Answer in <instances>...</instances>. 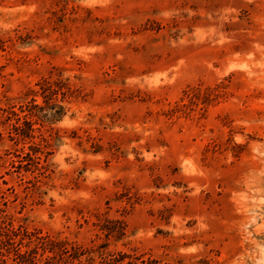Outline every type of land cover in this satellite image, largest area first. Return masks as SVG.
Wrapping results in <instances>:
<instances>
[{"label":"rangeland","instance_id":"rangeland-1","mask_svg":"<svg viewBox=\"0 0 264 264\" xmlns=\"http://www.w3.org/2000/svg\"><path fill=\"white\" fill-rule=\"evenodd\" d=\"M264 264V0H0V264Z\"/></svg>","mask_w":264,"mask_h":264},{"label":"trees","instance_id":"trees-1","mask_svg":"<svg viewBox=\"0 0 264 264\" xmlns=\"http://www.w3.org/2000/svg\"><path fill=\"white\" fill-rule=\"evenodd\" d=\"M27 253H20L19 251L16 252V256L18 260L15 264H38V262L35 260L34 256H32L29 260H27L26 255Z\"/></svg>","mask_w":264,"mask_h":264}]
</instances>
